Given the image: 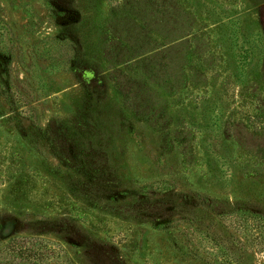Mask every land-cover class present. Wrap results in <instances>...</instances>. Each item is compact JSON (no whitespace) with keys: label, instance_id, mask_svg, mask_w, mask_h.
I'll return each instance as SVG.
<instances>
[{"label":"rangeland","instance_id":"374dc122","mask_svg":"<svg viewBox=\"0 0 264 264\" xmlns=\"http://www.w3.org/2000/svg\"><path fill=\"white\" fill-rule=\"evenodd\" d=\"M0 226V264H264V0H0Z\"/></svg>","mask_w":264,"mask_h":264},{"label":"trees","instance_id":"16d2710c","mask_svg":"<svg viewBox=\"0 0 264 264\" xmlns=\"http://www.w3.org/2000/svg\"><path fill=\"white\" fill-rule=\"evenodd\" d=\"M1 231V226H0ZM13 252L21 255L25 259H43L46 253H49V248L45 247L43 242H38L33 238H15L9 243Z\"/></svg>","mask_w":264,"mask_h":264}]
</instances>
